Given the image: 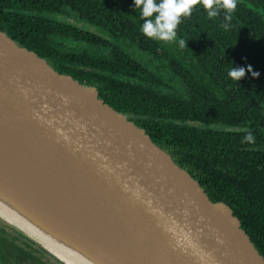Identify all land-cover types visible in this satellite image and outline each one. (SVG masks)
Segmentation results:
<instances>
[{"label":"water","instance_id":"water-1","mask_svg":"<svg viewBox=\"0 0 264 264\" xmlns=\"http://www.w3.org/2000/svg\"><path fill=\"white\" fill-rule=\"evenodd\" d=\"M0 207L89 264H264L231 210L143 130L3 32Z\"/></svg>","mask_w":264,"mask_h":264},{"label":"trees","instance_id":"trees-1","mask_svg":"<svg viewBox=\"0 0 264 264\" xmlns=\"http://www.w3.org/2000/svg\"><path fill=\"white\" fill-rule=\"evenodd\" d=\"M224 16L198 5L169 45L144 36L134 0H0V32L143 130L231 210L264 260V0H237L232 20ZM233 67L245 69L239 82ZM0 264L61 263L0 225Z\"/></svg>","mask_w":264,"mask_h":264},{"label":"clouds","instance_id":"clouds-1","mask_svg":"<svg viewBox=\"0 0 264 264\" xmlns=\"http://www.w3.org/2000/svg\"><path fill=\"white\" fill-rule=\"evenodd\" d=\"M136 9H140L144 18L142 32L145 37L162 42H172L177 37V27L181 23V18L191 17L193 10L202 5L209 18H215L220 10H224L225 21H231L233 13L237 8V0H134ZM225 29L228 23L222 25ZM185 41L180 39L178 44L185 47ZM248 71H251L249 67ZM228 76L233 81H240L245 76L244 68H232ZM248 132L247 129H245ZM247 143H255L254 136L248 132L244 137Z\"/></svg>","mask_w":264,"mask_h":264},{"label":"bare ground","instance_id":"bare-ground-1","mask_svg":"<svg viewBox=\"0 0 264 264\" xmlns=\"http://www.w3.org/2000/svg\"><path fill=\"white\" fill-rule=\"evenodd\" d=\"M0 218L4 219L6 222H10L19 228L26 231L32 238L37 240L38 242L45 245L48 249L53 251L55 254L59 255L62 259L69 262L70 264H89L82 260L79 256L72 253L68 249L62 247L61 245H58L51 240L47 239L44 234L40 233L37 229L30 227L28 224H26V221L19 220V218L12 214L7 212L5 209L0 207Z\"/></svg>","mask_w":264,"mask_h":264},{"label":"rangeland","instance_id":"rangeland-1","mask_svg":"<svg viewBox=\"0 0 264 264\" xmlns=\"http://www.w3.org/2000/svg\"><path fill=\"white\" fill-rule=\"evenodd\" d=\"M167 44L171 45L172 42H168ZM126 51H130V50H126ZM165 63L164 62H156L154 63V65H152V69H154L155 71H157L158 75H162L164 78V80L166 81L167 84H169L170 86H174V87H178L179 83L176 82L169 74L168 70L165 68ZM2 221V220H1ZM3 222V221H2ZM5 223V222H4ZM18 243V242H17ZM20 244V243H18ZM23 246V245H22ZM51 263V262H49Z\"/></svg>","mask_w":264,"mask_h":264}]
</instances>
